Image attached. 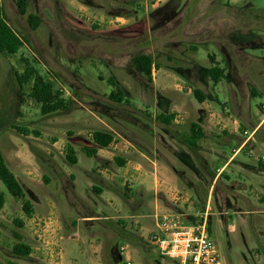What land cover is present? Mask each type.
<instances>
[{
  "label": "rangeland",
  "instance_id": "374dc122",
  "mask_svg": "<svg viewBox=\"0 0 264 264\" xmlns=\"http://www.w3.org/2000/svg\"><path fill=\"white\" fill-rule=\"evenodd\" d=\"M3 6L8 23L24 38V45L14 55L0 53V148L8 166L22 182L34 212L27 217L22 202L0 181L7 196L0 211V263L94 264L100 260L102 264H125L120 247L127 245L133 264H175L150 242L155 229L153 187L146 191L144 184L119 181L106 186L95 179L103 192L107 190L108 197L99 201L97 191L88 194V207L93 204L99 208L94 211L102 218L89 222L80 220L77 209L67 213L66 188H79L85 182L86 170L91 171L99 163L97 156H88L83 150L94 145L91 134L95 130H115L124 138L129 135L140 146L144 124L153 127L157 123L171 131L189 133L195 107L202 104L192 95L195 106L188 103L187 112L166 107L167 98L186 100L184 94L177 92V82L197 86L207 95L214 112L222 116L233 114L245 130L254 132L264 116V47L258 45L264 44V0H164L159 5H154L153 0H28L24 15L18 11L17 0H3ZM30 13L40 17L37 29L29 24ZM138 54L152 57L151 77L134 64L133 58ZM212 56L228 72L218 84L209 75ZM27 69L32 71L31 80L20 88L14 72ZM188 69L205 70V78L191 80L184 75ZM111 78L123 91L121 102L111 98L116 88ZM35 81H51L54 91L60 93L69 108L42 113L41 104L31 96ZM253 88L259 93H251ZM234 97L246 108L242 115L246 119L234 112ZM163 111L179 114V124L160 121L158 115ZM154 114L156 122L150 119ZM13 125L25 127L31 133H21ZM220 136L215 141L228 158L239 142L226 139L222 133ZM255 139L263 154L264 136ZM57 141L61 145L55 153L57 161H66L63 151L70 142L77 150L79 164L62 162L57 168H49L51 164L43 151ZM182 145L185 152L193 155L187 144ZM15 150L32 152L35 164L39 163L41 168L28 167L29 174H23L13 156ZM237 160L259 165L245 152ZM209 162L214 172L223 164L217 159ZM121 167L109 157L107 164L99 168L101 173L106 171L105 176L112 172L119 176ZM70 173L77 176L75 182ZM241 173L242 179L232 172V167L226 170L222 179L228 187L218 183L211 191L210 182L202 185L204 204L211 192L209 232L222 264H264V213L240 211L239 208L250 209L236 193L237 180H245L247 190L242 193L253 204L259 202L249 186L250 173ZM185 191L201 202L194 187L187 186ZM52 210L57 217L48 216ZM70 216L79 220L78 226L71 229L78 230L86 240L82 252L70 247L69 239L61 244L62 233L70 231L65 227ZM53 223L55 226L51 227ZM90 223L92 228L88 229ZM17 243L29 245L31 253L17 254Z\"/></svg>",
  "mask_w": 264,
  "mask_h": 264
},
{
  "label": "crops",
  "instance_id": "0c3cea01",
  "mask_svg": "<svg viewBox=\"0 0 264 264\" xmlns=\"http://www.w3.org/2000/svg\"><path fill=\"white\" fill-rule=\"evenodd\" d=\"M161 1L164 0H153L154 5H159ZM261 37L262 36H260V38ZM258 45L264 47V44L258 43ZM204 73H206L205 70L201 72L192 71L189 69L184 71V75H186L188 78H190L193 81H196L198 78H205ZM227 73L228 72L225 71L224 77L227 76ZM235 77L232 78L237 80ZM176 88L178 90L177 92L180 91V93L185 95L186 100L181 99V97H179V99L167 98L168 106L166 107L172 108V110H176L177 112L180 111L187 112L188 103L189 106H191V104L195 106V104H193L191 100V96L194 95V90L198 89V87L194 86L193 84L186 85V83L177 82ZM201 92L203 94V100H199L194 95L202 104L201 107L196 106L195 107L196 110H194L193 113L194 119L192 120V123L198 124L200 130L202 131V135L197 141V144L195 146H191L188 143L189 137L191 136V130L189 133L181 134L180 131L177 130L171 131V129L163 125H161L160 127V124L157 123H153L154 124L153 127L144 124L145 125L144 127L146 128L143 132L142 140H141L143 146L136 144L135 141L129 137V135H127L124 138L121 136L120 133H118L115 130L112 131L104 130L112 133L114 136V140L107 147H101L96 145L95 143L92 147L85 146L84 149L86 148L97 149V151L91 156H97L99 163L92 168L91 170L92 172L90 170H86V175H84L85 182L81 183L79 188L78 185L77 187L73 185L66 188L67 198H68V203H67L68 205L66 209L67 213L69 212V210L71 211L73 209H77L79 211L78 215L81 216L80 219L81 221L89 222L94 220H102V218L99 216L100 214L94 211V209L97 210L99 208L94 207L93 204H91L92 207H88V203H87L89 201L88 194L90 192L97 191V193H99L98 194L99 197H97L99 201H102L104 199V196H107L106 193L107 190L103 192L102 188L97 186L96 183L94 182L95 179H100L106 186H110L111 185L110 183L113 181H115L116 183L117 181H119V183L122 184H127L128 182H129L128 184L137 182L139 186L140 184H144L146 185V191H148L149 188L153 187L154 195H155L154 216L159 212H165L173 209L182 210V204L178 205L173 200L174 193L176 190L179 189H183V190L187 189V186L194 187L198 195V198L201 199L200 200L201 202H198L193 198L194 204L188 206L187 211L191 213H195L198 210H205L207 208L210 209L211 192H209L207 197V202L206 204H204L205 193L202 188L203 187L202 185L204 183L207 184L210 182L211 191L214 189V186L216 187L218 185V183H221L222 187H228V185L222 179V176L225 174L226 170L229 167H232V172L237 174L240 179H242V173H241L242 171L246 173H250V179L252 180V182L250 183L249 186L251 188V191L256 193L257 200L259 201L257 204H253L250 201L249 197L242 193V192H246L247 190L246 181L244 180L242 182L241 180H237L235 181L237 183V185L235 186L237 187L236 193L237 195L241 196L243 199L247 201L248 208L250 210L243 211L242 210L243 208H239L238 204H236V207H238L241 212H245V213L249 211L264 213V153L262 154V150H260V148L256 146V139H255L256 137L262 138L264 136V116L255 125L253 129L254 135L251 137H247V135H244L243 133L245 128L242 121L236 118L233 114L228 113L229 106L226 103H225L226 104L225 109L228 113V116H222L211 109L207 95L203 91ZM251 93L257 94L259 93V91L253 88V91ZM155 107H157V102ZM233 109L237 115L246 119V117L242 116L245 114L246 108L242 105V103H240L238 97L233 98ZM262 111L264 113L263 108ZM167 113L168 112L163 111L160 114H164L168 116L174 115L173 120L166 123L159 118L160 115L159 114L158 118L160 119V121H162L166 125L179 124L180 122L178 118L179 114L175 115L174 113L171 114H167ZM155 116H157V114L150 115V119H152L153 122H156ZM239 132L243 133V136H239L238 135ZM221 133L226 136V139L235 138L239 142V145L237 147L232 148L233 153L228 158L225 150H223L215 141L216 137H221L220 136ZM180 136L184 137V139L182 140ZM119 137H122V139H118ZM91 141L94 142L92 138V134H91ZM181 143L187 144L191 148L193 155L197 158L198 161L194 160L193 155H190L189 153L184 151V145H182ZM68 145H72V144L69 142ZM67 146L65 152L63 151L65 158H66ZM73 148L78 158L77 163L74 164H79L80 158L77 155L76 148L74 146ZM59 150H61V145L59 141H57L54 142L52 145H50L49 148L45 149V151H43V153L47 157L46 159L51 164V167H49L51 169L59 167L60 163L62 162H68L67 159L66 161H64L65 160L64 159L62 162L57 161V157L55 156L56 155L55 153L58 152ZM106 150H110V151L107 152ZM242 152H245V154H248L250 155V157H254L256 160H258L259 165L254 166L252 164L250 165L245 163L243 160H237L239 154ZM29 153L26 150H22V151L15 150V152L13 153V156L15 160L19 163V166L21 167L23 174L26 175L29 174V171H27L28 167L41 168L39 163L35 164L33 153L32 152ZM85 154L87 153L85 152ZM119 154H121L120 156L122 157H118ZM136 154L138 155V157H135ZM109 157H111L112 159L114 158L117 162H118L117 159L124 161L119 171L121 175L116 176L117 174L112 172V173H107V176H105L104 172L106 173V171L102 170L103 174L100 172L101 170L99 167L107 164V162L109 161ZM215 159L222 161L223 164L221 166H218L216 171L214 172L209 161ZM218 169H222V171L218 172ZM44 176L46 179H49L46 174H44ZM69 176L72 178L73 182L76 181L77 176L74 173H70ZM226 177L229 178V176ZM126 186L132 188L131 185H126ZM140 192L142 193V191H140L139 188V193ZM52 215L56 216L55 210H52V212H50L48 216H52ZM78 223L79 220L74 219L70 216L69 221H67L65 224V227L67 228L66 230L70 229V231L69 232L66 231V233H64L63 230L61 229L63 233L60 240H61V244L63 245L64 239H69L70 241H72L70 242L71 244L70 247H73L75 250L78 249L79 252H82L85 249L86 240L81 238L78 230L73 231L71 229V227H77ZM53 226H55L54 223L53 225H51V227ZM91 226L92 225L90 223L88 225V229H91L92 228ZM55 231L56 229L53 230V232ZM55 237L56 234L53 235V239ZM88 241L92 242V240L90 239ZM94 264H102V262L98 260Z\"/></svg>",
  "mask_w": 264,
  "mask_h": 264
},
{
  "label": "trees",
  "instance_id": "16d2710c",
  "mask_svg": "<svg viewBox=\"0 0 264 264\" xmlns=\"http://www.w3.org/2000/svg\"><path fill=\"white\" fill-rule=\"evenodd\" d=\"M18 11L21 15L27 13L28 10V0H17ZM28 21L32 28L37 29L39 26L40 17L36 14L30 13L28 15ZM24 45V38L21 37L16 30H14L7 21V17L4 11L3 0H0V53L7 55H14L19 52V50ZM211 60L213 62L212 66L209 69L210 77L214 84H218L224 77L225 68L221 67L216 63L215 57L212 56ZM133 62L137 65L145 75L148 77L152 76L153 71V59L148 54H138L133 58ZM15 79L22 88L26 83L31 80L32 71L27 69L23 73H19L18 71L14 72ZM110 82L116 88L111 92V98L115 101L121 102L124 99V94L116 83V81L111 78ZM194 95L199 99L203 100V94L201 90L195 89ZM31 96L35 98L37 102L41 104V110L44 114L54 113L61 110H67L69 108V104L63 99L60 93L54 91V85L51 81H35L33 85V90ZM159 118L164 122H170L173 120L174 115H164L160 114ZM14 128L18 129L21 133L30 134L31 131L29 129L19 126L13 125ZM191 136L189 137L188 143L191 146H195L197 141L202 135V131L200 127L196 123H192L190 125ZM93 141L96 145L101 147H107L114 140V136L112 133L104 130H95L92 133ZM85 152L91 156L94 154L97 149L96 148H86ZM66 159L70 163H77L78 158L76 156V152L72 145L67 146L66 150ZM118 160V163L122 165L124 161ZM0 181L6 186L8 191L18 200L22 202L23 210L27 217H31L34 212V206L32 201L27 197L26 192L15 175V173L8 166L5 156L0 148ZM7 201L6 192L0 187V211L4 207ZM18 223L20 221L17 220ZM22 224V221L21 223ZM14 251L20 255H29L31 253V247L24 243H17L14 246ZM1 264V263H0ZM9 264H15L14 262H10Z\"/></svg>",
  "mask_w": 264,
  "mask_h": 264
},
{
  "label": "built area",
  "instance_id": "2783aa9c",
  "mask_svg": "<svg viewBox=\"0 0 264 264\" xmlns=\"http://www.w3.org/2000/svg\"><path fill=\"white\" fill-rule=\"evenodd\" d=\"M262 108L264 110V105ZM243 133L247 137L254 135L248 130ZM173 200L182 204V210L157 213L150 242L175 264H222L217 244L209 232V209L188 212L187 207L194 204V199L185 190H176ZM120 251L125 256L124 263L133 264L129 247L122 245Z\"/></svg>",
  "mask_w": 264,
  "mask_h": 264
}]
</instances>
